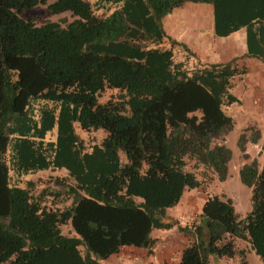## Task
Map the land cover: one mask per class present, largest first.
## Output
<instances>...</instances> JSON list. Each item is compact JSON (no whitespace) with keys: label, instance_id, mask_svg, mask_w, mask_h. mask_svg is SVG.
I'll list each match as a JSON object with an SVG mask.
<instances>
[{"label":"trees","instance_id":"16d2710c","mask_svg":"<svg viewBox=\"0 0 264 264\" xmlns=\"http://www.w3.org/2000/svg\"><path fill=\"white\" fill-rule=\"evenodd\" d=\"M48 1L50 14L74 19L62 28L19 17ZM184 4L203 6L216 38L243 30L242 57L264 64V0H0V264H102L172 228L187 238L178 264L243 259L237 241L264 264V164L246 153L259 130L236 141L250 190L243 217L215 194L189 227L166 214L185 192L226 180L232 153L216 142L235 127L224 108L241 104L234 81L247 71L236 58L200 65L166 36L163 18ZM74 125L105 137L86 150ZM55 171L66 176L37 193L24 180ZM68 222L71 236L60 231Z\"/></svg>","mask_w":264,"mask_h":264},{"label":"rangeland","instance_id":"374dc122","mask_svg":"<svg viewBox=\"0 0 264 264\" xmlns=\"http://www.w3.org/2000/svg\"><path fill=\"white\" fill-rule=\"evenodd\" d=\"M86 1L89 2L90 4H93L95 0H86ZM49 3L50 2L48 1L44 5H37L36 7L26 9L22 12V14L19 15V17L21 19H25L28 17L31 18L33 20V23L36 26H40L46 22H53V23L58 24L62 28L65 27L68 23H70L74 19L73 17H71V15L68 12H64V13L57 14V15L50 14L47 10V4ZM191 6H192L191 4H188L185 8H189ZM107 12L109 11H105V13ZM174 12L175 13L173 14V17L175 20L178 21V23H180L178 27H179V32L182 33V34H178L176 39H178L179 42L184 44L186 47L190 46V49H195V50H197L198 48H193L189 44L192 39L198 40L200 37L203 39H207V44L205 48L208 51L207 57L209 54V50L216 48V46L222 47L223 50L229 49L231 45V43L229 42L233 40H237L238 45L240 46H243L244 44V34L242 30L230 35L229 37H225V38L215 37L216 39L212 38L213 35H212L211 19L209 18L210 16L209 14L206 13L205 9L200 8L199 11H195V10L185 11V9L179 8V9H175ZM186 32H188V34H185ZM190 34H191V37H190ZM165 46H167L166 43L164 44V47ZM240 49L241 48H237L236 50L235 48V51H233V54L238 56L235 59V66H237L238 68L246 67V64L248 62L246 58H243L241 56L242 49L241 50ZM199 55L201 56V53ZM181 58H183V55L175 56L174 59L178 61ZM226 59L227 57H224L220 59L219 62L226 61ZM193 60H190L189 63L192 64ZM195 64L198 65L199 63L195 62ZM247 67L249 68V74L247 75L246 82L245 84L242 83V86L238 88V91L242 92L243 94H246V91H248L249 83L252 81L254 77L252 70L255 68V65L253 63H249ZM237 80H240V79H236V81ZM247 80L249 83L247 82ZM253 95L255 96L254 97L255 101L256 102L258 101L257 103H254V106H255L254 110L257 111V117L260 119L258 120L259 121L258 124L250 123V122L244 123L241 117L238 116V112H240L241 110V112H243V117H244L243 119L247 117L246 113L247 114L249 113L247 112L248 109L245 108L246 106L245 104H247L246 102L247 100H245L244 104L239 105L237 108H234L232 106L234 111L232 107L224 108V113L227 116L231 117V115H233L234 113L235 117H238L239 119V121L235 123V127L232 129V131H230L224 137L222 141L216 142V143L224 144L228 149H230L232 153L231 160L228 163V175H227L226 180L224 182L213 181L211 184L207 186V189L203 191L185 192L183 196V199H185L184 200L185 205H186V201H189L191 206L188 207V211L186 215L185 216L182 215L180 216V218L182 217L186 218V216L188 217L193 216L195 218L196 212L198 211V207L201 203V200L203 201L206 195H210V194L211 195L212 194L223 195L227 198H230L233 202L235 213H237L241 217L244 216V214L247 213V211H249L250 209V204H249L250 190L244 187L239 182L238 174H237L238 169L241 167L243 163H245V161L242 158L241 154L239 153L238 149L236 148V141H237L238 135L244 129H246L245 131L246 134H249L255 129H259V131H261L262 134L264 133V110L262 108V106H264L262 104L264 102V96L262 94H260L259 96L257 93ZM109 96L110 94L106 90L100 95L99 98H97V103L102 104L103 102L106 101V99ZM254 110H253V113L255 112ZM73 129H74V133L83 141L86 150H88L94 144H99L100 141L105 137V133L102 130H96V131H91L87 133V132H83L79 130L76 127V125L73 126ZM55 133H56V128H54L50 133H48L47 137H51V139L54 140ZM258 147L259 146L253 147L252 145L247 146L246 148V153L248 155L247 161H249L252 158H256V159L259 158L258 163H259V167H261L264 164V154L260 153V150ZM119 156L123 160V156L121 154ZM186 161H187V164L185 165L183 170L185 172H191L192 171L191 166L193 165V162L190 160H186ZM65 176L66 174L63 171L38 172L34 175L25 176L24 180L32 182L34 184V191L35 193H37L40 190V188H43L46 185L48 187H52V180H54L55 178H64ZM189 199H191V201ZM176 210H177L176 206H174L173 208L168 209L167 213L174 215ZM180 218L177 219V221L179 223L181 222L180 224L182 226H187V227L191 226L192 224L191 221H189L188 223H182V221H180ZM60 231L63 235H66V236L73 235L69 222L66 225L60 226ZM161 232L162 231H152L150 233V236L151 237L158 236L160 235ZM236 248L243 249L246 251L243 259H241L239 256H235L229 259L220 258L218 259L216 264H241V261H244L245 264H261L259 260L257 259V257L254 255V253L250 251L249 249H247V246L245 243L241 241H237ZM142 253L143 254L139 256L144 259L147 253L145 251H142Z\"/></svg>","mask_w":264,"mask_h":264},{"label":"crops","instance_id":"0c3cea01","mask_svg":"<svg viewBox=\"0 0 264 264\" xmlns=\"http://www.w3.org/2000/svg\"><path fill=\"white\" fill-rule=\"evenodd\" d=\"M187 6V4H184L181 8L185 9V11H199V9L203 6L200 5H192L189 8H185ZM204 9V8H203ZM175 10H173L169 15H167L166 17L163 18L162 20V27L163 30L165 31L166 36H168L169 38H171L174 41L179 42L177 38L178 34H182L181 32H179V27L178 25H180V23H178L177 20L174 19L173 14ZM241 31V30H240ZM243 31V30H242ZM172 33V34H171ZM185 34H188V32H186ZM244 34V31H243ZM213 35V34H212ZM191 37V34H190ZM212 38L216 39L214 37V35L212 36ZM229 49H225L223 50L222 47H218L216 46V48L209 50V54L207 57V50L206 48V44H207V39H203V38H199L198 40L192 39L191 42L189 43L191 45V47L193 48H198L197 50L195 49H190V46H188L187 48L198 58L199 62L201 65H207L209 63H216L219 62L220 59L227 57L226 61H229L232 58H236L238 56H236L235 54H233V51H235V48L237 50V48H241V56H243L244 52H245V41L243 46L238 45V41L237 40H233L231 42ZM168 48V45L166 46ZM200 48V50H199ZM202 50V51H201ZM205 50V51H204ZM239 50V51H240ZM175 51V49L173 50ZM201 53V56L199 55ZM247 59V64H246V76L244 78H242V80H237L234 81V87H233V92L236 94V96L238 97V99L241 101V104H244L245 100H247V104H245V108L248 109L247 112H249L248 114L246 113V118L243 119V112H238V116L241 117L242 121H244V123H256L258 124L260 120L257 117V111L254 110V103H257L254 99V95L253 94H258L260 96V94H262L264 96V64H262L261 62L255 60V59ZM225 62V61H223ZM249 63H253L255 65V68L252 70V73L254 75L252 81L249 83L248 80L247 82L249 83L248 86V91H246V94H243L242 92L238 91V88H240L242 86V83L245 84L246 79H247V75L249 74V68L247 67V65ZM261 89L259 90L258 89ZM240 104V105H241ZM264 105V102L262 103ZM261 104V106H262ZM238 106L236 105L234 108H237ZM263 110H264V106H262ZM233 109V107H232ZM253 110L255 111L253 113ZM234 111V109H233ZM259 116V115H258ZM234 113L233 115H231V118H233V120L236 122L239 121L238 117H235ZM259 130V129H257ZM260 132V140L258 141V144L256 145H252L253 147H257L259 146V150H260V146L264 140V133L262 134L261 131ZM259 159V158H258ZM257 159V161H258ZM184 196V194H183ZM180 200V202L178 203V205H176V212L174 213V215L168 214L166 211L167 216H169V219H179L180 216H185L187 211H188V207L191 206L189 201H186V205H185V199ZM192 199V198H191ZM191 199H189L191 201ZM202 203V200H201ZM200 203V205H201ZM200 205L198 207V211L196 212V216L194 218V222L196 223L197 221V217L199 215V208ZM245 215V214H244ZM240 216V215H239ZM179 217V218H178ZM241 217V216H240ZM243 217V216H242ZM152 239L155 240V243L153 244V246L148 249V250H143V249H137V248H132V247H125V248H121L120 251L116 254L111 256L110 258H108L107 260L103 261L102 264H178V260H179V256H180V252L181 250L184 248V246L187 243V238L181 234L180 232L177 231V229L172 228L170 230L167 231H162L160 233V235L155 236V237H151ZM237 244V243H236ZM142 251H145L147 253V255L144 257V259L142 257H140L139 255L143 254ZM139 256V257H138ZM218 259L220 258H216V257H212L209 259V264H216ZM150 262V263H149Z\"/></svg>","mask_w":264,"mask_h":264},{"label":"built area","instance_id":"2783aa9c","mask_svg":"<svg viewBox=\"0 0 264 264\" xmlns=\"http://www.w3.org/2000/svg\"><path fill=\"white\" fill-rule=\"evenodd\" d=\"M180 221H182V223H188L189 221H191L193 223L194 222V217L193 216H189V217L186 216V218L182 217V218H180Z\"/></svg>","mask_w":264,"mask_h":264}]
</instances>
